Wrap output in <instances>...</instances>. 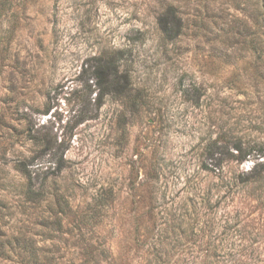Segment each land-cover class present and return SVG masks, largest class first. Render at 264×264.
<instances>
[{
  "label": "rangeland",
  "instance_id": "rangeland-1",
  "mask_svg": "<svg viewBox=\"0 0 264 264\" xmlns=\"http://www.w3.org/2000/svg\"><path fill=\"white\" fill-rule=\"evenodd\" d=\"M236 144L264 148V0H0V264H264Z\"/></svg>",
  "mask_w": 264,
  "mask_h": 264
},
{
  "label": "trees",
  "instance_id": "trees-1",
  "mask_svg": "<svg viewBox=\"0 0 264 264\" xmlns=\"http://www.w3.org/2000/svg\"><path fill=\"white\" fill-rule=\"evenodd\" d=\"M170 21L168 22L166 18L160 16V29L162 33L167 38H174L179 35L181 19L174 12L170 10L169 12ZM164 20V21H163ZM169 23V25H168ZM92 76L95 79V86L99 89L100 95L108 94V93H119L126 88L129 82V75L125 70L120 69V57L118 53H114L112 55H107L104 58H99L97 63L94 65V69L92 71ZM101 91V92H100ZM32 140L36 143L40 142V138L35 134L28 133ZM51 144L47 141L42 148L37 151V154L40 156L41 154H45L46 151L50 148ZM233 148L240 155V159H245L246 154L255 153L259 156L263 154L264 148L262 146H256V148H252L249 150H245L241 144H236ZM34 159V158H33ZM27 161L20 160V170L24 173H27V178L30 180L31 175L29 173ZM39 167V166H38ZM50 167H48L44 172H46ZM33 184L31 181L27 183V193L34 194L38 196V192L33 188Z\"/></svg>",
  "mask_w": 264,
  "mask_h": 264
}]
</instances>
